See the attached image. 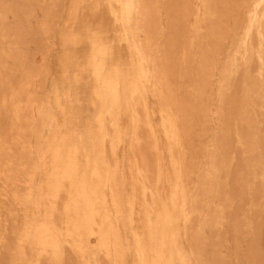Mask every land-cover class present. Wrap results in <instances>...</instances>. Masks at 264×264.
<instances>
[{
	"label": "rangeland",
	"instance_id": "1",
	"mask_svg": "<svg viewBox=\"0 0 264 264\" xmlns=\"http://www.w3.org/2000/svg\"><path fill=\"white\" fill-rule=\"evenodd\" d=\"M0 264H264V0H0Z\"/></svg>",
	"mask_w": 264,
	"mask_h": 264
},
{
	"label": "bare ground",
	"instance_id": "2",
	"mask_svg": "<svg viewBox=\"0 0 264 264\" xmlns=\"http://www.w3.org/2000/svg\"><path fill=\"white\" fill-rule=\"evenodd\" d=\"M133 2V1H132ZM141 4V3H140ZM130 5V4H129ZM142 5V4H141ZM140 6V5H139ZM134 7V6H133ZM144 7V6H143ZM131 9L128 11V16H130L131 15ZM138 12V11H137ZM141 17V16H140ZM132 18V17H131ZM143 18V17H142ZM135 19V18H134ZM127 20V19H126ZM136 20V19H135ZM128 21V20H127ZM131 21V20H130ZM144 22V21H143ZM140 24V23H139ZM140 26V25H139ZM128 29L127 28H125L124 29V34H128ZM124 37H126V35L124 36ZM126 39V38H125ZM127 40V39H126ZM128 41V40H127ZM137 45V44H136ZM134 48V47H133ZM136 48V47H135ZM137 50V49H136ZM139 50V49H138ZM136 53V52H135ZM139 53H137V59H138V62H143V58L142 57H140L139 55H138ZM139 81L140 82H142V79L144 78V76H145V67H139ZM144 90V89H143ZM145 92V91H144ZM148 94V93H147ZM146 95V94H145ZM148 96V95H147ZM128 101H126V103H127ZM128 105V104H127ZM126 105V106H127ZM128 107V106H127ZM92 156V155H91ZM90 156V157H91ZM93 160V159H92ZM94 161V160H93ZM103 161V160H102ZM91 171V170H90ZM89 171V172H90ZM101 174H102V172H101ZM105 184V183H104Z\"/></svg>",
	"mask_w": 264,
	"mask_h": 264
}]
</instances>
